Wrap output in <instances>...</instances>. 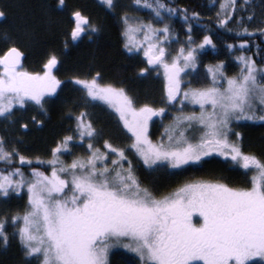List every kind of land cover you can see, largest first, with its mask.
I'll return each instance as SVG.
<instances>
[{"label": "snow or ice", "instance_id": "obj_1", "mask_svg": "<svg viewBox=\"0 0 264 264\" xmlns=\"http://www.w3.org/2000/svg\"><path fill=\"white\" fill-rule=\"evenodd\" d=\"M99 3L115 15L116 0ZM41 8L50 21L54 15L61 18L64 51L92 42L101 32L67 0ZM139 9L148 11L146 21L135 15ZM6 18L0 8V21ZM174 18L182 22L183 38L173 27ZM200 21L197 11L177 8L169 0H131L117 19L121 48L129 58L142 57L138 77L162 71L161 105H138L125 87L102 80L100 71L73 74L69 83L79 95L63 111L69 126L46 158L26 155L22 134L29 124L42 127L48 116L46 104L63 83L54 74L59 55L49 50L41 70L27 71L23 48L7 29L0 32V121L5 132L18 125L14 139L0 134V248L14 242L20 264H110L113 249L136 257L121 256L117 264H264V155L245 151L240 130L243 122L264 126V65L241 51L234 57L238 72L227 75L223 60L206 64L205 83L193 86L201 55L215 51L214 36L219 37ZM233 23L237 38L256 32L264 38V10L257 17L251 0H220L215 29L232 33ZM193 25L201 32L199 39ZM247 44L241 39L226 48L232 53ZM98 105L118 119L126 134L124 146L101 138L89 111ZM29 107L40 118H14ZM170 111L161 134L150 139L149 121L155 117L163 123ZM129 152L145 173L154 174L149 184L141 182ZM213 156L242 170L243 182L188 179L157 191L160 176L180 175ZM34 162L46 167L41 170ZM18 200L22 207H10Z\"/></svg>", "mask_w": 264, "mask_h": 264}, {"label": "trees", "instance_id": "obj_2", "mask_svg": "<svg viewBox=\"0 0 264 264\" xmlns=\"http://www.w3.org/2000/svg\"><path fill=\"white\" fill-rule=\"evenodd\" d=\"M54 0H0V8L7 12V18L0 21V32L7 29L9 33L16 38L17 42L25 51L23 58V66L27 71H39L42 59L49 50H55L60 59L59 66L54 70V74L58 79L63 81L58 88V94L49 98L46 104L48 116L44 118L42 127H34L29 124V129L23 133V149L26 155H39L46 158V153L53 145L55 139L63 134L68 128V121L63 119V111L72 101L79 95L72 90L69 83V77L73 74L84 75L93 71H100L102 80L110 81L117 86H123L128 91L137 104L148 103L150 105H161L163 96L162 81L152 73H148L143 77H138L137 72L141 64L142 57L136 56L129 58L128 54L123 52L121 48V38L119 36V25L117 23L118 15L127 10L124 2L119 1L115 9V15L106 10L99 0H67L69 6L78 5L82 10L101 27V32L92 41L86 40L72 45L68 50L64 51L62 47L61 31L63 25L58 21V16H53L50 21L44 13L41 5L51 3ZM169 2L177 7H183L190 11H197L201 17V23L209 24L214 31L219 32V37L214 36L217 44L215 51L208 49L207 52L200 57L199 74L197 79L191 80L193 86H200L205 83L206 76L204 65H214L220 60L225 62L226 74L231 76L239 71L236 62L233 60L235 50L232 53L226 48V44H239L240 40H247L248 44L243 50L246 56H251L258 65H264V38H261L256 32L251 37L243 36L237 38L234 35L236 30L235 23L230 27L232 33L227 30H216L215 19L218 7L212 4L211 0H169ZM239 4L240 0H236ZM253 10L259 17L264 10V0H251ZM237 14H242L239 9L235 10ZM137 15L145 21L149 18L146 9L137 13ZM255 24L249 25L250 30ZM173 27L181 34L183 38L182 22L174 18ZM193 35L199 39L201 32L196 25H193ZM178 45H173V49ZM0 48L3 45L0 44ZM188 82L189 78H185ZM68 102V104L65 103ZM91 120L100 133L101 138H109L113 144L124 146L127 143L122 127L114 114L104 105H98L89 110ZM32 114H36L40 118V113L33 107H29L23 115L17 114L15 119H30ZM244 134L245 151L255 152L258 156L264 155V126L244 125L240 128ZM18 131V125L7 128L5 132L4 122L0 121V134L7 135L14 139ZM157 130L151 132V137L155 138ZM102 143V139L100 141ZM41 167L40 165H34ZM46 167V166H44ZM41 167V170H44ZM135 167L139 169L140 180L144 184H149L153 180L154 174L145 173L142 165L138 162ZM240 169L228 168L217 158H210L201 165L189 166L186 171L180 175L160 176L158 180L157 191H164L168 187L175 185L188 179H210L221 177L230 184L239 185L245 179L240 173ZM16 205L23 206V200L12 201L10 207ZM121 256L126 257L130 261H135L136 257L123 250H114L109 255L110 264H117ZM21 253L14 242H10L5 250L0 248V264H20Z\"/></svg>", "mask_w": 264, "mask_h": 264}, {"label": "rangeland", "instance_id": "obj_3", "mask_svg": "<svg viewBox=\"0 0 264 264\" xmlns=\"http://www.w3.org/2000/svg\"><path fill=\"white\" fill-rule=\"evenodd\" d=\"M119 1H123L124 2V7H125V9H128V6H129V4H130V2H131V0H116V3H118ZM211 2H212V4H216L217 5V7H218V10H219V8H220V0H211ZM227 2H231V0H227ZM142 10H144V9H139V10H137L136 11V13H135V15H137V13L138 12H140V11H142ZM138 16V15H137ZM239 49H236L235 50V55H234V57L235 56H238V55H240V51H238ZM234 57H233V60L235 61V59H234ZM236 62V61H235ZM150 73H152V74H154V75H157V77L162 81V84H163V74H162V71L159 73V74H157L156 72H150ZM187 81L185 80V82H184V86H187ZM161 103H162V101H161ZM160 106V105H159ZM114 114V113H113ZM115 116V115H114ZM170 116H171V111L169 112V114H168V116H166L165 117V119H164V121H163V123H161V121H160V119L159 118H153L151 121H149V133H150V139H152V140H156V138L161 134V131H162V129L164 128V126L166 125V124H168V121H169V119H170ZM118 120V119H117ZM246 124H248V125H257V124H259V123H256V124H253V123H250V122H243L242 123V126H244V125H246ZM121 126V125H120ZM241 126V127H242ZM122 127V126H121ZM153 130H157V135H156V137L155 138H152L151 137V132L153 131ZM190 135H195V133L194 132H192V133H190ZM100 146L102 147V143L100 142ZM82 150H80V149H77L76 150V152L77 153H79V152H81ZM129 158L130 159H132V161H133V166L135 167V163L136 162H138L137 161V159H136V157L134 156V154H132L131 152H129ZM210 158H217V159H219L218 157H215V156H213V157H209V158H207V159H210ZM66 159H68V160H70L71 159V157H66ZM206 159V160H207ZM110 160H111V158L109 157V163H110ZM220 160V159H219ZM125 163V166L127 165V161H125L124 162ZM139 163V162H138ZM114 250H123V249H113L112 251H114ZM124 251V250H123ZM111 253V252H110ZM131 254V253H130ZM110 255V254H109ZM133 255V254H132Z\"/></svg>", "mask_w": 264, "mask_h": 264}]
</instances>
